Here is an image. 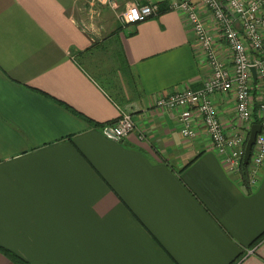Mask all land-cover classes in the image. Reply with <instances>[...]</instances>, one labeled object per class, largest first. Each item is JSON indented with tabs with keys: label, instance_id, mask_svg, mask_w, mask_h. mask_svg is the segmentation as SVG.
<instances>
[{
	"label": "crops",
	"instance_id": "crops-1",
	"mask_svg": "<svg viewBox=\"0 0 264 264\" xmlns=\"http://www.w3.org/2000/svg\"><path fill=\"white\" fill-rule=\"evenodd\" d=\"M158 1L122 26L88 0H0V264H18L4 248L32 264H264V171L249 187L198 115L186 137L156 105L211 75L186 15ZM214 100L231 130L234 93ZM122 110L135 128L117 140L102 125Z\"/></svg>",
	"mask_w": 264,
	"mask_h": 264
},
{
	"label": "built area",
	"instance_id": "built-area-1",
	"mask_svg": "<svg viewBox=\"0 0 264 264\" xmlns=\"http://www.w3.org/2000/svg\"><path fill=\"white\" fill-rule=\"evenodd\" d=\"M88 1L115 11L123 26L144 21L160 10L158 0ZM168 3L170 9L185 14L189 20L211 75L201 88L189 85L161 93L156 105L179 112L181 132L186 137L197 135L193 120L198 115L227 169L242 180L246 143L255 114L258 115L262 130L257 134L247 171L248 186L254 187L264 171V0H168ZM202 9L216 23L217 36ZM220 47L225 49V57ZM230 92L234 93L235 106L234 124L228 130L218 114L214 96ZM134 128L133 115L127 110H122L117 120L102 125L104 133L117 140H123Z\"/></svg>",
	"mask_w": 264,
	"mask_h": 264
},
{
	"label": "water",
	"instance_id": "water-1",
	"mask_svg": "<svg viewBox=\"0 0 264 264\" xmlns=\"http://www.w3.org/2000/svg\"><path fill=\"white\" fill-rule=\"evenodd\" d=\"M253 74H254V77H256V72L255 70L253 69ZM262 130V124L259 123V122H255L252 124L251 126V129L249 131V136H248V140H247V143H246V148H245V154H244V162L245 163H249L250 161V157H251V154H252V149H253V146L256 142V137H257V134Z\"/></svg>",
	"mask_w": 264,
	"mask_h": 264
},
{
	"label": "trees",
	"instance_id": "trees-1",
	"mask_svg": "<svg viewBox=\"0 0 264 264\" xmlns=\"http://www.w3.org/2000/svg\"><path fill=\"white\" fill-rule=\"evenodd\" d=\"M111 122H113V121H111ZM254 122H261V119L256 114H255ZM248 167H249L248 163L242 164V177H243V181L245 182L246 185H248V183H249L248 178H247ZM3 250L10 256V258H12L18 264H32V263L26 261L25 259H23L22 257H20L19 255L13 253L9 249L4 248Z\"/></svg>",
	"mask_w": 264,
	"mask_h": 264
},
{
	"label": "rangeland",
	"instance_id": "rangeland-1",
	"mask_svg": "<svg viewBox=\"0 0 264 264\" xmlns=\"http://www.w3.org/2000/svg\"><path fill=\"white\" fill-rule=\"evenodd\" d=\"M112 11H113V10H112ZM112 11H110V12H111V13H113V12H114V13H116L115 11H113V12H112ZM114 13H113V17L116 19V17H115V14H114ZM113 20H114V19H113ZM116 21H118V20H116ZM118 24H120V22H118Z\"/></svg>",
	"mask_w": 264,
	"mask_h": 264
},
{
	"label": "bare ground",
	"instance_id": "bare-ground-1",
	"mask_svg": "<svg viewBox=\"0 0 264 264\" xmlns=\"http://www.w3.org/2000/svg\"><path fill=\"white\" fill-rule=\"evenodd\" d=\"M123 26V25H122Z\"/></svg>",
	"mask_w": 264,
	"mask_h": 264
}]
</instances>
